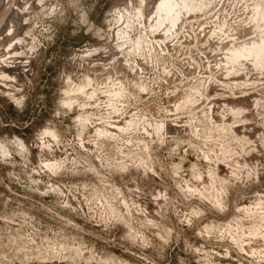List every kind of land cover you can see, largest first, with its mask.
<instances>
[{
  "label": "rangeland",
  "instance_id": "rangeland-1",
  "mask_svg": "<svg viewBox=\"0 0 264 264\" xmlns=\"http://www.w3.org/2000/svg\"><path fill=\"white\" fill-rule=\"evenodd\" d=\"M136 6L0 0V264H264V0Z\"/></svg>",
  "mask_w": 264,
  "mask_h": 264
},
{
  "label": "bare ground",
  "instance_id": "bare-ground-1",
  "mask_svg": "<svg viewBox=\"0 0 264 264\" xmlns=\"http://www.w3.org/2000/svg\"><path fill=\"white\" fill-rule=\"evenodd\" d=\"M153 1L154 0H135L136 5H137L136 7H138V8H136V7H134V8L139 9L140 11L141 10L142 11L148 10V9H150V6L153 4Z\"/></svg>",
  "mask_w": 264,
  "mask_h": 264
}]
</instances>
